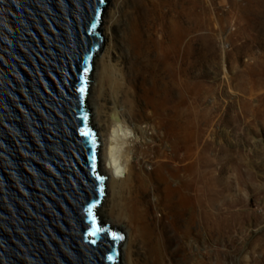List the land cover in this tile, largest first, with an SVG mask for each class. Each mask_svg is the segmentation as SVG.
I'll use <instances>...</instances> for the list:
<instances>
[{"label": "rangeland", "instance_id": "374dc122", "mask_svg": "<svg viewBox=\"0 0 264 264\" xmlns=\"http://www.w3.org/2000/svg\"><path fill=\"white\" fill-rule=\"evenodd\" d=\"M111 12L118 25L90 87L105 66L99 104L110 112L120 75L127 124L144 134L135 178L160 194L154 216L166 223L184 202L178 232L163 228L164 263L264 264V0H109L102 34ZM114 216L103 220L122 229Z\"/></svg>", "mask_w": 264, "mask_h": 264}, {"label": "water", "instance_id": "95a60500", "mask_svg": "<svg viewBox=\"0 0 264 264\" xmlns=\"http://www.w3.org/2000/svg\"><path fill=\"white\" fill-rule=\"evenodd\" d=\"M108 2L0 0V264H124L87 102Z\"/></svg>", "mask_w": 264, "mask_h": 264}, {"label": "bare ground", "instance_id": "6f19581e", "mask_svg": "<svg viewBox=\"0 0 264 264\" xmlns=\"http://www.w3.org/2000/svg\"><path fill=\"white\" fill-rule=\"evenodd\" d=\"M114 16L115 12H111L110 25L106 27L102 34L105 44L108 37H111L113 27L118 25V19L115 20ZM113 52L110 41L106 45L103 55H101L102 60L111 58ZM106 71L107 68L104 66L100 75H96L98 86L90 87L93 88L96 97L90 95L87 99L93 113L91 122L96 127L100 142L104 144L102 154L100 147L99 170L106 181V189H109V191L106 190L100 210L102 219L115 215L114 222L118 225L116 227L122 228L126 233V245L123 254L124 264H165L164 251L160 244L165 231L163 228H166L169 233H177L179 225L184 222L188 212L184 208V202L179 201L174 207L173 213L171 212L173 218L168 222L164 223L162 219L154 216L155 211L161 212L162 210L160 194L157 190H152L143 178L142 181H139V184L135 178L133 160L136 158V154H140L142 159L146 158L144 151L139 150V152L137 150L138 143L143 141L144 134L141 131L140 137L127 124L126 114L121 108L122 86L120 85L121 78L118 73L112 74L111 78L110 112L102 111L99 104V100L105 94L103 82ZM102 118L104 120H101ZM106 125L109 126V131L105 138L102 130L103 126ZM150 194L156 198L154 203L143 199L144 195L149 196ZM177 196L179 199L181 198L178 194ZM109 200L111 204L110 212H108L105 205V202ZM137 247L141 250L142 258H135Z\"/></svg>", "mask_w": 264, "mask_h": 264}, {"label": "snow or ice", "instance_id": "6c2138e0", "mask_svg": "<svg viewBox=\"0 0 264 264\" xmlns=\"http://www.w3.org/2000/svg\"><path fill=\"white\" fill-rule=\"evenodd\" d=\"M105 2H106V0H99V3H100V4H104ZM97 15L99 16V13H97ZM93 27H95V26H93ZM84 75H87V70H85ZM80 91L83 92L84 89L81 88ZM84 135L86 136L87 133H84ZM98 231H100V229H98V228H96L95 226H93V230L89 233V235L95 236V235L97 234ZM113 238H114V239H115V238H120V239H122L123 237H116V234L113 233ZM92 243L95 244V243H96V240H93ZM109 259H112V258L109 257Z\"/></svg>", "mask_w": 264, "mask_h": 264}]
</instances>
